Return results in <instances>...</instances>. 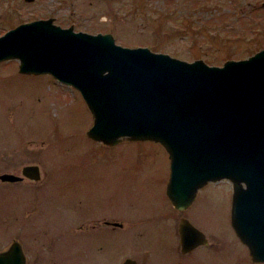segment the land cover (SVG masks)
Returning <instances> with one entry per match:
<instances>
[{"label": "rangeland", "instance_id": "374dc122", "mask_svg": "<svg viewBox=\"0 0 264 264\" xmlns=\"http://www.w3.org/2000/svg\"><path fill=\"white\" fill-rule=\"evenodd\" d=\"M262 1L0 0V33L18 22L51 16L53 22L72 24L75 30L109 31L123 45H147L186 60L200 57L208 64H221L226 58L245 57L264 46ZM17 63L15 58L0 60L2 162L12 157L16 164L11 168L16 173L25 163H37L47 173L46 180L34 186L39 189L52 181L47 189L51 192L54 187V191L45 205L56 219L62 215V224L68 217L75 218L76 205L84 209L108 192L123 198L121 212L127 217L157 218V230L117 237L115 253L124 250L128 254L139 244L149 247L148 261L168 264L180 258L164 192L169 171L164 147L151 138H123L112 144L91 139L85 132L91 114L79 91L47 73L19 72ZM4 167L2 164L0 170ZM0 195V248L15 235L39 264L45 259L47 248L43 246L48 243L49 227L47 218L35 213L27 180L4 185ZM230 196L228 180L204 183L195 192L189 220L206 232L210 242H217L209 244L217 252L216 264H264L249 258L245 244L235 234L229 219ZM13 198L19 208L16 225L11 213ZM80 240L90 245L83 237ZM205 248L201 251H208ZM189 256L181 257L185 264L201 263Z\"/></svg>", "mask_w": 264, "mask_h": 264}, {"label": "water", "instance_id": "95a60500", "mask_svg": "<svg viewBox=\"0 0 264 264\" xmlns=\"http://www.w3.org/2000/svg\"><path fill=\"white\" fill-rule=\"evenodd\" d=\"M10 58L19 72L48 73L76 88L91 114V139L158 141L169 159L164 191L175 207L189 204L204 183L228 180L230 224L249 258L264 261V46L208 64L123 45L109 31L75 30L47 16L0 33V60ZM37 173V163H25L0 178ZM178 231L182 251L203 239L186 218ZM0 264H24L17 239L0 248Z\"/></svg>", "mask_w": 264, "mask_h": 264}, {"label": "flooded vegetation", "instance_id": "af4514ba", "mask_svg": "<svg viewBox=\"0 0 264 264\" xmlns=\"http://www.w3.org/2000/svg\"><path fill=\"white\" fill-rule=\"evenodd\" d=\"M2 164L5 165V167L0 170V173L14 172L11 166L16 163L12 157L11 159L9 158L2 162L0 156V166ZM44 174L47 173L43 172L42 169H39L38 166L36 177L23 176L17 180L0 178V190L4 185H8V183H15L25 178L27 180L29 198L32 197V201H34V206L36 207V215L40 218L43 216L47 218L46 224L49 227V234L47 237L48 243H45L43 246L47 249L45 248V259H42L41 261L39 260V264H157L145 259L146 255L150 252L149 249H147L149 248L148 246H139V244H137L134 246L132 252H128V254H123L124 250L118 253H115L114 251V243L117 240V237L124 238L129 235L133 236L135 233L140 234L143 232H151V230H157V226L155 225L157 218L148 219L144 217H127L121 212L123 205H120V202L123 198H118L113 192H108L105 198H102L99 202L96 201L87 205L84 209L80 207V204L76 205L74 209L75 218L69 220V217H64L66 220H63L62 224V215L58 214V218L56 219L55 216L50 215V212L47 211L45 205L48 204L49 195L54 191V187H52L53 190H51V192L47 189L48 184L52 183V181L48 182L46 187L42 185L39 189L34 186L36 184H41L46 180L47 177ZM14 193L16 194L15 191ZM15 194H13V196ZM40 201H44V204ZM192 201L184 208H177L169 201L171 206L169 209V215L171 221H174L175 231L178 235V243V223L180 218H186L189 220L188 214L192 208ZM58 205L60 206L61 202H59ZM18 209L17 198H13L11 213L16 216L14 220L17 219ZM71 224H73L74 227H72ZM54 226H57V228L53 229ZM200 231L203 234V239L201 240L200 238V240H198V242H196L189 250L182 251L179 245L180 258L175 259L168 264H185L183 259H181L183 255H190L189 257L191 259L200 260V264H216L214 259L217 252H215V247L211 250L209 244L214 245L217 242H210L209 238L207 239L208 236L206 235V232L203 230ZM209 232L217 234L215 231ZM81 237H83L90 245H83L80 240ZM12 238L17 239L20 244L21 250L24 254V264H36V257L23 247V242L15 235H12L10 240ZM87 238L89 239L87 240ZM204 245L207 246L205 249H208V251H201L202 246ZM35 247L36 244L32 245V248ZM50 255L52 256L51 258ZM117 257L119 260L117 259L116 261ZM196 264H199V262L197 261Z\"/></svg>", "mask_w": 264, "mask_h": 264}]
</instances>
